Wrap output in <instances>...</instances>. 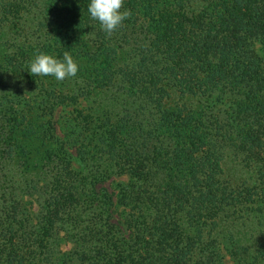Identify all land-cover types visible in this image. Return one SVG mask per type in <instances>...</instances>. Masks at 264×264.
Instances as JSON below:
<instances>
[{"label": "trees", "instance_id": "trees-1", "mask_svg": "<svg viewBox=\"0 0 264 264\" xmlns=\"http://www.w3.org/2000/svg\"><path fill=\"white\" fill-rule=\"evenodd\" d=\"M88 4L0 0V264H264V0H124L111 35Z\"/></svg>", "mask_w": 264, "mask_h": 264}, {"label": "clouds", "instance_id": "clouds-1", "mask_svg": "<svg viewBox=\"0 0 264 264\" xmlns=\"http://www.w3.org/2000/svg\"><path fill=\"white\" fill-rule=\"evenodd\" d=\"M123 4L124 0H89L87 10L91 18L99 22L101 29L111 35L130 16L127 9L121 11ZM79 70L78 62L65 52L62 59L39 53L30 61L27 71L32 76H52L63 81L76 76Z\"/></svg>", "mask_w": 264, "mask_h": 264}, {"label": "rangeland", "instance_id": "rangeland-1", "mask_svg": "<svg viewBox=\"0 0 264 264\" xmlns=\"http://www.w3.org/2000/svg\"><path fill=\"white\" fill-rule=\"evenodd\" d=\"M35 18L36 16L34 14H27L22 20L23 26H26L28 31H31L34 27ZM16 39L20 40V38L14 37L13 30H11V24H5V26L0 28V51L6 49L11 50L12 47H8V45H10V43L12 44L13 41H16ZM93 98L94 100H97L96 105H108L110 108L117 111L123 108L122 101L120 100L121 98L112 97L110 92L103 91L97 93ZM223 167L224 178L229 180L231 183L234 184L241 181H251L252 172L239 164L232 153H230L229 157H227V159L224 161ZM235 229H237V227H234V230ZM229 264H231L230 261Z\"/></svg>", "mask_w": 264, "mask_h": 264}]
</instances>
